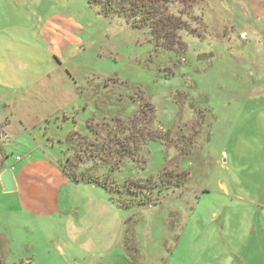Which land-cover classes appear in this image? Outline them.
I'll use <instances>...</instances> for the list:
<instances>
[{
  "label": "rangeland",
  "instance_id": "rangeland-1",
  "mask_svg": "<svg viewBox=\"0 0 264 264\" xmlns=\"http://www.w3.org/2000/svg\"><path fill=\"white\" fill-rule=\"evenodd\" d=\"M195 1L168 10L200 37L181 30L183 48L168 50L86 0H0V71L26 72L0 75L3 165L13 181L32 167L26 192L46 213L15 231L10 264H264V0ZM58 17L78 26L61 65L43 34ZM139 92L168 142L142 146L144 167L78 160L73 132L93 139V119L105 135L136 113ZM60 164L129 193L69 184Z\"/></svg>",
  "mask_w": 264,
  "mask_h": 264
},
{
  "label": "trees",
  "instance_id": "trees-1",
  "mask_svg": "<svg viewBox=\"0 0 264 264\" xmlns=\"http://www.w3.org/2000/svg\"><path fill=\"white\" fill-rule=\"evenodd\" d=\"M177 2L183 7L191 6L195 0H86L89 8L99 6L102 16L106 20L114 17L124 18L136 27L137 29L148 27L155 42H163L168 50H173L174 47L183 46L180 43L178 32L183 30L190 35H196L195 29H190V26L180 17L169 12L170 4ZM188 8V7H186ZM138 107L136 113L125 119L115 118L114 129L107 130L105 135H102L98 129V124L93 123V119L86 122V128L93 137L89 138L80 133L78 135V147L81 145L85 150L78 157V160L84 162L94 161L95 159L102 165L107 164L109 160H114L116 165H119L125 158L134 162L138 167H144L145 161L141 156L142 146L150 141L164 140L168 142L166 135L158 132L154 128L156 120L155 109L151 101L144 97L142 92L137 94ZM179 101H176V103ZM4 134V126L0 124V138ZM103 139L100 140V137ZM167 147V145H166ZM81 149V150H82ZM0 151L1 164L4 160V153ZM62 173L75 184H88L103 188L113 199V193L128 192V185L124 189H116L109 186L106 180H102L95 176H86L84 174H70L65 168L60 165ZM114 191V192H113ZM117 203V202H116ZM118 204V203H117ZM145 204H152V200H148ZM120 207H125L118 204Z\"/></svg>",
  "mask_w": 264,
  "mask_h": 264
},
{
  "label": "crops",
  "instance_id": "crops-1",
  "mask_svg": "<svg viewBox=\"0 0 264 264\" xmlns=\"http://www.w3.org/2000/svg\"><path fill=\"white\" fill-rule=\"evenodd\" d=\"M77 29L78 26L75 22L62 17L54 18L53 20H47L43 28V34L48 36V40L51 41L49 43L52 45L49 48L52 49V51L49 54L48 59H55L61 65V51L64 49V47H66V45L77 41L74 37V33L77 31ZM20 63L21 62H17V66L12 64L6 65L7 67L4 68L5 71H0V75H2L1 79L4 81H13L16 78H18L17 80L21 79V74L26 72L24 71V66H19L22 65ZM8 74H12L9 75L10 78H7ZM4 83L5 82H3V84ZM31 86L33 87V84L26 83L21 89L23 91L22 94L26 95V93L32 88ZM15 93L18 94L17 92ZM2 98H4V96H2ZM5 105L9 108H12L10 102H5ZM2 121L3 120H0V123H3ZM5 121H7V124L4 126V137L6 140H9L7 130L11 128V121H9V119ZM19 122V134L21 132L27 133L30 130L32 124H30L29 120L27 121V118L24 117H19ZM0 148L2 152L5 153L4 146H1V142ZM17 158H20V160L22 159V157ZM1 165L2 168L0 174H3L6 172V168L3 165V162ZM59 173L67 183L74 186L78 185L68 180L67 177L62 173L61 169L59 170ZM31 174H33L32 167L28 166L18 173L19 178L14 175V181L12 179V189L10 190H6L8 188L5 186V183L0 177V196L3 197L0 198V204H3V207L0 205V207L3 208V210L0 211V260L2 261V264H10L9 251L13 250L11 244L15 241V231H18L21 228L27 229L28 227H33L32 224L35 222L36 213L46 214L45 210H43L41 207H37V204H40L42 201V196L32 198L31 195L26 192L28 186L30 185ZM111 204L115 206L113 203ZM28 219L30 221H28ZM70 237L73 241H76L75 233H72Z\"/></svg>",
  "mask_w": 264,
  "mask_h": 264
},
{
  "label": "water",
  "instance_id": "water-1",
  "mask_svg": "<svg viewBox=\"0 0 264 264\" xmlns=\"http://www.w3.org/2000/svg\"><path fill=\"white\" fill-rule=\"evenodd\" d=\"M1 179L2 181L5 183V186H7L8 189L6 190H10L12 189V178L9 174V172H5L1 175ZM1 264V263H0Z\"/></svg>",
  "mask_w": 264,
  "mask_h": 264
},
{
  "label": "built area",
  "instance_id": "built-area-1",
  "mask_svg": "<svg viewBox=\"0 0 264 264\" xmlns=\"http://www.w3.org/2000/svg\"><path fill=\"white\" fill-rule=\"evenodd\" d=\"M19 160V158H17Z\"/></svg>",
  "mask_w": 264,
  "mask_h": 264
}]
</instances>
